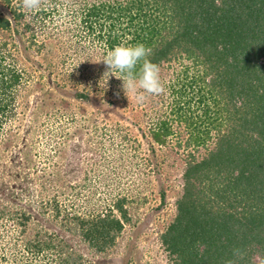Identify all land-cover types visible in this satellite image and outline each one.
<instances>
[{
  "label": "trees",
  "instance_id": "16d2710c",
  "mask_svg": "<svg viewBox=\"0 0 264 264\" xmlns=\"http://www.w3.org/2000/svg\"><path fill=\"white\" fill-rule=\"evenodd\" d=\"M2 1L8 16L0 13V128L16 115L28 76L18 64L15 35L27 34L26 47L37 51L44 44L37 41L42 34L47 42L64 41L65 53L75 62L68 77L51 81L39 111L53 106L52 94L90 101L91 91L78 87L79 64L90 67L84 76L100 74L88 86L103 89L100 83L108 73L101 60L107 52L122 44H144L152 49L147 59L160 67L166 89L149 95V138L158 146L175 139L187 149L182 193L160 235L162 244L176 264H261L264 0H220L219 7L215 0H47L28 19L20 0ZM123 201L115 198L107 210L86 216L66 210L62 220L87 246L102 251L128 221ZM54 207L60 213L55 199ZM234 249L244 253L242 259L233 255Z\"/></svg>",
  "mask_w": 264,
  "mask_h": 264
},
{
  "label": "rangeland",
  "instance_id": "374dc122",
  "mask_svg": "<svg viewBox=\"0 0 264 264\" xmlns=\"http://www.w3.org/2000/svg\"><path fill=\"white\" fill-rule=\"evenodd\" d=\"M0 13L8 16L2 0ZM27 37L14 39L18 64L30 78L26 75L16 115L0 128V264H176L160 235L182 193L187 149L175 139L163 146L151 141L149 96L129 100L109 73L101 80L103 89L89 87L100 74L84 76L90 67L79 63L78 87L91 91L90 101L52 94L53 106L39 111L51 81L68 77L75 62L64 41L49 43L42 34L37 51L26 47ZM118 197H124L128 221L102 251L87 246L62 220L66 210L81 216L107 210Z\"/></svg>",
  "mask_w": 264,
  "mask_h": 264
},
{
  "label": "clouds",
  "instance_id": "9594fccd",
  "mask_svg": "<svg viewBox=\"0 0 264 264\" xmlns=\"http://www.w3.org/2000/svg\"><path fill=\"white\" fill-rule=\"evenodd\" d=\"M46 2L47 0H20V7L25 12V18L28 19L41 11ZM215 2L219 7L220 0H215ZM151 53L152 49L144 44H122L108 51L101 60L107 69L105 73L115 75L117 79L122 80L120 88L129 100L134 97L137 102H144L149 95L156 96L165 93L160 67L147 59ZM116 95L119 96L120 92L118 91ZM233 255L242 259L244 253L239 249H234ZM228 264H236V261L230 260ZM261 264H264V261Z\"/></svg>",
  "mask_w": 264,
  "mask_h": 264
}]
</instances>
